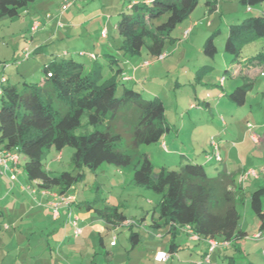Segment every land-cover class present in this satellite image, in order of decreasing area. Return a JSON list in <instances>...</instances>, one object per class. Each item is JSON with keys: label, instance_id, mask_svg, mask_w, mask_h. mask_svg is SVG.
<instances>
[{"label": "rangeland", "instance_id": "rangeland-1", "mask_svg": "<svg viewBox=\"0 0 264 264\" xmlns=\"http://www.w3.org/2000/svg\"><path fill=\"white\" fill-rule=\"evenodd\" d=\"M64 1L33 0L30 4L36 5L33 6L36 8L35 19L23 13V8L18 15L0 16V77L7 76L9 82L39 81L44 75L42 63L54 57L71 56L78 62L88 64L92 61L89 53H97L98 48L107 52L106 55L99 51L97 55V60L103 64L104 75L110 73L107 58L113 54L122 61L123 73L138 80L137 83L134 80L125 81V86L134 85L144 98L158 95L163 101L171 128L158 141L139 147V151H147L156 169L161 164L177 169L183 160L186 161L181 154L189 159L198 157L202 160L205 152H212L213 143L217 144L225 162L245 165L256 172L263 169L264 153L255 152L256 145L250 135L264 134V60L248 63L249 74L254 76V80L233 76L231 64H243L245 57L255 55L262 49L264 38L245 43L237 59L226 53L223 46L229 24L261 13L264 2L247 10L238 0H217V7L209 9L205 0H199L190 16L169 32L163 44L164 57L158 61L151 55L147 56L144 48L133 56L124 55L121 50L123 37L113 26L119 19V12L126 10L132 0H75L70 6L62 8ZM47 14L52 19L57 15V22L60 23L72 20L74 25L67 29L68 24L57 28L53 24L45 27V23L44 31L31 32L33 20H45ZM101 23L108 30L107 37H100ZM187 28L190 31L184 37ZM209 36L216 47L213 55L205 50ZM42 39L46 40L42 42ZM95 42L99 44L97 48ZM40 45V49H37ZM27 52L29 56L25 57ZM146 57L151 62L157 61L153 65L156 71L145 72L142 76V70L146 69L139 67L136 76H132L133 60L140 65ZM3 64H6L5 68H2ZM220 76H224L225 83L219 82ZM248 81L253 86L242 91V101L232 98L235 88ZM120 89L121 85H118V92ZM248 122L250 127L246 126ZM73 150L70 146L64 147L62 158L52 163L51 171L75 172L70 160ZM52 156L51 151L46 153L43 160L45 167ZM4 182L0 179L1 196L8 188ZM261 183H264L263 179ZM70 193L94 201L95 207H102L108 198L110 206L118 205L119 211L127 219L136 220L137 224H121L107 230L103 226L100 232L86 228L77 237L70 229L61 254L49 252L54 247L52 240L49 234L39 230L40 227L23 231L12 240L0 234V264H35V259L26 257L27 253H39L38 257L50 264H243L246 261L264 264V230L260 231V236H253L259 231L254 229L259 218L250 208L249 198L237 208L240 212L237 223L248 233L238 241L239 248L224 244L221 238L215 237L218 243L210 252L208 240L198 237L186 227L170 231L169 225H160L152 230V214L158 215L156 203L160 195L134 183L130 166L118 167L104 162L94 170L84 168L83 177L71 187ZM9 207V212L3 217L7 222V214L14 215L15 211L23 210L26 203ZM34 213L35 210H32L28 217ZM75 213L77 211L73 209L72 215ZM142 220L144 224H139ZM0 224L2 233L6 230L3 226L9 224ZM131 231L139 233L140 241L134 245L129 238ZM171 245L173 250L169 252ZM159 248L167 254L164 260L158 259L155 254ZM208 254L209 261H206ZM51 257L55 260L51 261Z\"/></svg>", "mask_w": 264, "mask_h": 264}, {"label": "trees", "instance_id": "trees-1", "mask_svg": "<svg viewBox=\"0 0 264 264\" xmlns=\"http://www.w3.org/2000/svg\"><path fill=\"white\" fill-rule=\"evenodd\" d=\"M32 1L0 0V16L18 15ZM215 1L204 2L209 9H214ZM198 2L138 0L128 3L115 23L123 37L120 46L123 54L137 55L143 48L152 57L161 54L169 32L190 16ZM238 2L250 9L264 0ZM260 38H264V13L229 24L223 49L237 59L245 43ZM205 50L210 55L216 51L211 36L206 40ZM89 57L92 61L88 64L71 56L54 57L42 63L44 75L35 82H9L3 75L0 149H16L22 155L18 162L28 180L36 181L41 188L55 187L61 194L83 177L84 168L94 170L104 162L130 166L134 183L160 195L156 203L158 218L152 224L169 225L170 231L188 226L198 237L221 238L238 249V240L246 233L237 223L240 218L237 208L247 194L237 182L236 172L214 165L220 160L209 158V154L206 161L181 154L186 161L182 158L183 163L177 169L165 164L156 169L147 151H139V147L158 141L171 128L162 99L158 95L144 98L134 85L125 86L130 77L123 79L122 61L115 55L107 58L110 73L105 75L103 64L96 56ZM245 59L247 63L263 61L264 45ZM118 85H121L119 92ZM251 85L248 81L236 87L232 98L242 101V91ZM162 144L165 145L164 141ZM66 146L74 149L70 160L76 171L47 169L43 161L46 153ZM249 200L260 228L264 229V184L249 193ZM85 204L87 208H94L106 223L118 225L127 219L118 205L94 207L92 200ZM138 236V231L130 232L133 245L140 241Z\"/></svg>", "mask_w": 264, "mask_h": 264}, {"label": "crops", "instance_id": "crops-1", "mask_svg": "<svg viewBox=\"0 0 264 264\" xmlns=\"http://www.w3.org/2000/svg\"><path fill=\"white\" fill-rule=\"evenodd\" d=\"M133 2H136L138 0H132ZM148 1V0H146ZM217 1V0H216ZM216 4V2H215ZM33 4H29L26 8H23V13L26 14H30V17L32 19H35L36 17V8H33ZM36 7V5L34 6ZM217 7V6H216ZM264 13V10H261V13H257L258 15H261ZM31 19V20H32ZM46 19H50V21H47ZM57 15L53 16H49L46 17L45 20H41L42 24L40 26V28L35 32H40V31H44L43 25L45 24V27H47L48 25L53 24L52 26L55 27H61V26H65L66 24H68V28L69 29L71 26L74 25L72 20H66L65 22L61 23L62 25H59L57 22ZM31 22V21H30ZM70 25V26H69ZM105 26V24L101 23V26L99 28V34L101 33V29ZM106 27V26H105ZM56 28V29H57ZM72 28V27H71ZM74 29V28H73ZM88 29L90 30V27H88ZM113 29L116 31L115 28V24L113 26ZM108 35V30L106 28V34L105 36L100 34V37H107ZM46 39H42V42L45 41ZM96 48L99 46L98 42L94 43ZM41 45L39 47H37V49H40ZM100 52H103L102 50H98L97 48V53L94 54V56L96 55V59H97V55ZM147 56H150V54L148 52H146ZM93 54V53H92ZM132 59V58H131ZM147 59V57L145 58V60ZM244 63H236V64H231V68L233 67V76H244L245 78H249L254 80V76H252V74H249V67L250 65H248L247 60L243 59ZM133 65H132V70H133V75L132 76H136V72L138 71L139 67L140 68H144L145 70H142V76L144 75L143 73H154L156 71V66L155 63L157 61H153L151 62L149 65H143V61L137 64L138 61L133 60ZM256 61H252L251 63H255ZM247 63V64H246ZM250 63V62H249ZM228 66V67H230ZM1 69V68H0ZM252 73V72H251ZM261 74H263L262 71H260ZM2 76V75H1ZM126 76V74H125ZM128 77H130V81H133V77H131L130 75H127ZM7 77V76H6ZM221 77V76H220ZM219 77V78H220ZM8 78V77H7ZM144 78V77H143ZM226 79L224 78L222 83H225ZM134 82H138L134 80ZM221 83V84H222ZM253 86V83L251 85V87ZM219 95H222L221 93H219ZM191 105H194L191 102ZM249 124V122H248ZM248 127V125H246ZM257 140L254 141L251 138L250 135V139L252 140V142L256 145L255 148V152L257 153H264V134L261 136L257 135L256 133H253ZM163 138V136H162ZM163 142V140H162ZM217 145V144H216ZM213 149L212 152H205L204 156L202 158V160L207 159L206 155H213V151H214V144H213ZM217 150H218V146H217ZM49 151H51V153L53 154L52 158L50 159L51 161L49 162V164L46 165V168L51 170L50 168L52 167V163L54 161H59L62 158L63 152H64V148L60 151H56L53 148L50 149ZM195 153H197L195 151ZM220 155V162L215 163L214 165L220 164L219 167L221 168H225L226 170L229 171H235L236 172V180L237 182L240 174L243 173V171H247L250 167H246L245 165H240V164H235V163H231L230 161H224V156L219 152ZM227 156V155H226ZM22 156L20 157L21 160ZM212 161V160H210ZM218 166V165H217ZM251 169V168H250ZM0 179L3 180L5 185H8V188L5 189V192H3V195H0V210H1V216H0V222L2 223H6L9 224L7 227H4L3 229H6L5 231H2V235L3 238L7 237L9 240L14 239L16 236H18V234L22 233L23 231L26 230H31L34 229V227H40V231L41 232H45L47 234H49V238H51L52 243L53 244V248H51V250L49 252H51L52 254L56 253V251L61 254L63 248L66 246V240L68 239V233L71 232L70 229L72 228L71 225L68 222V211L69 210H75L77 211V213H75L74 215L77 216L78 218V225L81 228V233L84 232V230L86 228H89L90 230H97L100 232V230H102L103 226H105L104 228L110 229L113 227H117L118 225L124 224L123 222L121 224L115 225L113 223H106L99 215H97V213L95 212L94 208H87L85 202L87 201V199L83 198L82 196L79 197L78 194H71L70 193V189L65 192V193H59L57 191V189L55 187L50 188V189H45V188H41L38 183L34 180L30 181L28 180V178L26 177L25 173L22 171V168L20 167V163H18L17 165H14L12 163H10L9 168L6 170H0ZM262 179L264 180V166L263 169L260 170V172H257L256 176L250 175L248 176L245 180L241 181L240 183L242 184V186L244 187L245 191H246V199L249 198V193L256 189L257 187L263 185L264 183H261ZM73 195L74 199L72 200V202L70 203L69 206H66L64 204H61L59 209H58V215L54 216L53 212H52V207H51V202L54 201V199L56 198V195L60 194V195ZM110 200L108 198L105 199V204H109ZM247 202V201H246ZM16 205V206H20L23 205L24 203H26V207L23 210H17L15 211L16 213L14 215H10L9 213L7 214V218H9V222L4 221V214L6 212H9L10 210V205ZM9 205V206H8ZM28 205V206H27ZM96 205H94L95 207ZM9 209V210H8ZM35 210V213L29 216V213L31 211ZM44 212V213H43ZM67 216V217H66ZM158 215H155V213L152 214V220L150 223V226L152 228V230H156L160 227V225L157 224H152L154 222V220H157ZM127 220V219H126ZM144 220L140 221L139 224H144ZM137 223V222H136ZM1 225V224H0ZM246 234L245 236H247V231L245 229H243L242 227H240ZM254 229H258L259 231L264 230L260 228V223L257 222V224L254 226ZM29 232V231H27ZM72 234H73V230H72ZM79 234V235H80ZM77 235V236H79ZM74 236V235H73ZM74 236V237H77ZM158 236V233H157ZM160 236V235H159ZM244 236V237H245ZM139 239V236H138ZM101 241V239H100ZM239 241V240H238ZM48 243V242H47ZM173 244V243H171ZM115 245V244H114ZM173 250V246H171L169 248V252H172ZM161 251V249L159 248L157 250V252ZM205 253V251L203 252ZM156 254V253H155ZM171 254V253H170ZM39 253L36 254H31L29 255V253H27L26 257H32L33 259H35L34 261L35 264H50L51 262H48L45 259H42L40 257H38ZM51 261H54L55 258L51 257L50 258Z\"/></svg>", "mask_w": 264, "mask_h": 264}, {"label": "built area", "instance_id": "built-area-1", "mask_svg": "<svg viewBox=\"0 0 264 264\" xmlns=\"http://www.w3.org/2000/svg\"><path fill=\"white\" fill-rule=\"evenodd\" d=\"M74 1L75 0H65L63 2L62 8H66V7L70 6ZM247 9H249V8H247ZM46 17H49V14H47ZM41 24H42L41 20H36V21L33 20V22L31 23V26H30V31L31 32H36L40 28ZM58 24L61 25L60 22H58ZM189 31H190V28L189 29L187 28L184 31V37H186V35L189 33ZM100 34L105 36V34H106V28L105 27H103L101 29V33ZM80 54H83V53L80 52ZM28 56L29 55H28V52H27L25 54V57H28ZM89 56L94 57V54L89 53ZM153 57H154V59L159 61V60H161L164 57V53L155 55ZM150 63H151V61L148 60V59L143 61V65H149ZM5 66H6V64H3L2 68H5ZM0 68H1V66H0ZM127 78H129V77L125 76V75L123 76V79H127ZM0 79L3 80L4 76L2 75ZM223 80H224V76H221L219 78L220 83H222ZM250 126L251 125L248 124V127H250ZM251 138L254 141L257 140L256 136L253 133H251ZM213 144H214L213 155L212 156L210 155L208 157L209 158L214 157L215 159H219L220 160V155H219V152L217 150V145H216V143H213ZM18 161H20V153L16 149H14V150H11V149H0V170L1 169L2 170L8 169L10 163H12L14 165H17L19 163ZM250 175L256 176L257 172L255 170L249 168L247 171L245 170V171H243V173L240 174V177H239L238 181L241 182V181L245 180ZM73 199H74V196L71 195V194L70 195H66V196L60 195V194L56 195V198L54 199V201L51 202L53 215L54 216L58 215V209H59L61 204L69 206ZM68 222H69V224L72 227L71 229L73 230V235L74 236L79 235L80 232H81V228L78 225V218H77L76 215H72V211L71 210L68 211ZM123 223L125 225L136 224V222L134 220H131V219H127V220L123 221ZM4 227H7V225H5ZM184 227H186L189 231H191V229L188 226H184ZM261 234H262V232L258 231L253 236L254 237H258ZM159 235L160 234H158V236ZM113 238H115V236H113ZM205 238L208 240V243H209L208 251L211 252L215 248V246L217 245L218 242H217V240H215V238H212L210 236L205 237ZM113 243H114V240H112L111 244L113 245ZM223 243L227 244V242H225V241ZM156 255H157V258L161 259V260H164L167 257V254L165 252H163V251L157 252ZM206 261H209V254L207 255Z\"/></svg>", "mask_w": 264, "mask_h": 264}]
</instances>
